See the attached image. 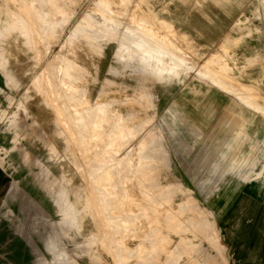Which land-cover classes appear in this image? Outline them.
Listing matches in <instances>:
<instances>
[{
    "label": "rangeland",
    "instance_id": "1",
    "mask_svg": "<svg viewBox=\"0 0 264 264\" xmlns=\"http://www.w3.org/2000/svg\"><path fill=\"white\" fill-rule=\"evenodd\" d=\"M32 1L36 24L19 21L16 0V24L0 30V264H239L241 241L264 226V0H114V11L99 0ZM146 34L195 71L150 66L135 45L124 59L125 43ZM205 67L255 90L238 91L257 92L255 107L207 84L195 73ZM53 76L84 94V120L107 104L128 127L98 166L97 148L71 157L73 138L88 146L91 134L54 124L42 86Z\"/></svg>",
    "mask_w": 264,
    "mask_h": 264
},
{
    "label": "bare ground",
    "instance_id": "2",
    "mask_svg": "<svg viewBox=\"0 0 264 264\" xmlns=\"http://www.w3.org/2000/svg\"><path fill=\"white\" fill-rule=\"evenodd\" d=\"M19 1V0H17ZM24 2V7H23V10L25 11V15H26V21L25 19H22L19 18V21L22 22V23H33V24H36L34 23V20L38 17H41L43 16V12L35 5L33 4V1L32 0H21ZM44 3V7H49V2H51L50 0H42ZM8 2H10V6L7 7V5L5 6L4 9H1L0 8V30L1 31H11L12 28H13V25L16 24V11L14 9L15 7V2L16 0H9ZM116 1L114 0H99L98 1V4H96L101 10L103 11H109V10H112V7L114 6ZM129 2V1H128ZM97 3V2H96ZM118 3V2H117ZM130 3V2H129ZM138 4V3H137ZM122 3H120L119 5V8L116 10L115 9V12L113 13H121L123 11V9L121 10L120 12V7H122ZM43 6V5H42ZM139 7V6H138ZM96 10V9H95ZM114 11V10H112ZM91 13V12H90ZM103 13V12H102ZM124 13V11L122 12ZM132 13V11H131ZM89 14V13H88ZM105 14V13H104ZM127 14V13H126ZM93 15V14H92ZM113 15V14H112ZM124 14H122L123 16ZM91 16V14H90ZM93 17V16H92ZM97 17V16H96ZM42 18V17H41ZM100 18V17H98ZM97 18V19H98ZM113 20H110L111 23L113 24H116L117 21L119 20H123V19H119L118 20V16H113L112 17ZM122 18V17H120ZM130 18V17H129ZM94 19V18H93ZM42 20V19H41ZM95 20V19H94ZM104 20V19H103ZM36 21V20H35ZM125 21V20H124ZM37 22V21H36ZM41 22V21H40ZM101 22V21H100ZM110 23V24H111ZM124 23V22H123ZM135 23V22H133ZM32 24V26H33ZM45 24V23H44ZM104 24V23H103ZM42 25V24H40ZM39 25V26H40ZM122 25V23H121ZM156 25V24H155ZM160 25V24H159ZM38 25H36L37 27ZM46 26V25H45ZM44 26V27H45ZM119 26V25H118ZM43 27V26H42ZM48 27V26H47ZM117 27V25L115 26ZM134 27V26H133ZM146 27V26H145ZM41 28V26H40ZM45 29V28H44ZM43 29V30H44ZM52 29V28H51ZM117 29H122V28H117ZM125 29V28H124ZM153 29V28H152ZM29 30V29H28ZM36 30V29H35ZM46 31V30H44ZM26 32V31H25ZM30 32V31H28ZM137 32V31H136ZM148 32V31H147ZM158 32V31H157ZM156 32V33H157ZM39 33V31H38ZM133 33H135V31H133ZM143 33V32H142ZM27 34V33H26ZM148 35V34H146ZM149 36V35H148ZM1 37V36H0ZM44 37V35H43ZM161 39V38H160ZM30 41V39H29ZM31 42V41H30ZM30 42H25L27 44H29ZM44 43V42H43ZM153 43H160V41L153 37L152 35L149 36V37H146L144 38L141 42H133V41H127L125 43V49L128 50L125 52V54L123 55L124 59H130L132 58L133 54L130 52V46L131 45H135L138 50L141 51V55H140V58L139 60L141 62H145L147 63L148 65L150 66H160V65H166L167 68H170V69H174V70H184L185 72H188L189 70H194L195 68L191 65V64H187V60L185 57L183 56H180V57H176L178 55H174L175 53V50L173 48H170L169 46L167 47L166 45H159L157 47H154L153 46ZM26 44V45H27ZM32 44V43H30ZM33 45V44H32ZM178 45V44H177ZM29 45H27L26 47H28ZM34 48V47H32ZM31 48V49H32ZM37 48V47H35ZM168 48H170V50H172L171 52L168 51ZM38 49V48H37ZM217 53V52H216ZM215 53V54H216ZM140 53H138L139 55ZM190 55V54H189ZM40 57V56H39ZM166 57H169L166 60ZM201 57V56H200ZM147 58L149 59H152V63L146 61ZM211 61L215 60V57L214 58H211L210 59ZM216 61V60H215ZM222 61V60H221ZM220 61V62H221ZM207 63V62H206ZM214 63V62H213ZM219 63V62H217ZM54 64V63H53ZM215 64V63H214ZM8 65V64H7ZM2 66V65H1ZM50 66V65H49ZM7 67V66H6ZM222 67V66H221ZM261 67V66H260ZM3 68V67H2ZM220 68V66H219ZM7 70V69H5ZM56 70V68H55ZM195 71V70H194ZM197 72L195 73H198V75L204 80L206 79L205 81L207 82V84L210 85V83H208V81L212 82V84L218 86V87H221V88H224L226 91V89L230 90V92L232 93L233 91V96L235 97H238L242 94H239L238 91H240V93H244L242 92L241 90L243 89H249V90H253L247 86H242L241 85H237V84H233V85H230V84H226V82L224 81V77L223 78H220L218 77V72L216 71H213V70H210V68L208 67H205V68H200V69H196ZM227 71V70H226ZM262 71V70H261ZM2 72V71H1ZM7 72H10V71H7ZM3 73H5L3 71ZM44 73V72H43ZM49 74V73H48ZM56 74V72H55ZM58 74V72H57ZM180 74V73H179ZM45 75V74H43ZM223 76V75H222ZM41 77V76H40ZM43 77V76H42ZM54 77V78H53ZM52 77V80H51V77H50V81L46 82V83H43V89H45V91L48 93L47 95V98L48 100L50 101V104L51 106L54 105V106H57V111H58V117L54 120V124L56 126L60 125V124H63L64 128L67 130V132L71 133L72 135H77L76 139L79 138L78 136H80V138H83V137H86L88 135H92L93 136V141L88 145L86 146L84 143H80L78 142L77 140H75V137H71L73 138V143L71 144V147L73 148V152L71 154V157L72 159L76 160L77 158V152H79L80 150L82 151H85L86 149L88 150H96L95 154H92L94 155V158H93V161L96 162L97 166L99 165V163L102 161V158H101V155L104 153V148L105 146L109 145V146H112V147H115L116 146V143L119 139L123 140V138L125 136H130L131 134L127 133V129L128 127L126 125H123V124H119V118L118 116L116 115L115 112H112L110 110L107 109L108 105L107 104H104V105H100V106H96V107H93V108H90L89 109V112L86 114V119L84 120V114L87 112L90 104L87 103L83 97H84V94L82 95H78L76 94L73 90L70 89V86L68 84H65L61 81H57V79L55 78V76ZM45 78V77H44ZM49 78L46 76V79ZM208 79V80H207ZM42 80V78H41ZM40 80V81H41ZM228 80V79H227ZM46 81V80H45ZM230 81V80H229ZM43 82H44V79H43ZM205 82V83H206ZM240 86L239 89H237V87ZM249 90H247L245 93L249 92ZM236 91L238 92V96H237V93ZM250 91V94L249 95H242L241 97L237 98L238 100H240L241 102H243V104L246 106V107H249V108H252V107H255V102L253 100V98L257 97L258 96V93L255 92V93H252L254 91L251 92ZM44 93V92H42ZM229 93V91H228ZM236 93V94H235ZM244 93V94H245ZM230 94V93H229ZM231 96V95H230ZM236 100V99H235ZM46 101V100H45ZM47 103V102H46ZM67 103H75L76 105L82 107V109H79V110H76L75 112L71 113L69 111V109L67 108ZM48 106V104H47ZM77 106V107H78ZM52 109V108H51ZM14 114V113H13ZM61 134V133H60ZM126 134V135H125ZM59 136V135H58ZM70 136V135H69ZM138 137V136H137ZM66 138V137H65ZM128 138V137H127ZM80 141V140H79ZM124 141V140H123ZM135 141V140H134ZM126 143L128 142L125 141ZM131 142V141H130ZM136 143V142H135ZM131 143H129L128 145H130ZM130 147V146H129ZM133 147V146H132ZM132 149V148H131ZM114 148L112 149V151H110L111 153V156L114 157L115 156V152H114ZM137 152V150H136ZM91 153V152H90ZM81 154V153H80ZM118 157V156H117ZM126 159V158H125ZM84 161V160H83ZM82 161V162H83ZM135 161V160H134ZM119 162H120V159H119ZM132 162V161H131ZM88 163V162H87ZM135 163V162H134ZM134 163L132 165H134ZM92 166V165H91ZM95 166V164H94ZM127 166V165H125ZM124 166V167H125ZM137 166V165H136ZM90 167V166H89ZM96 167V166H95ZM102 167V166H99V168ZM90 168H94L93 166L90 167ZM98 167L96 169H99ZM127 168V167H125ZM135 168V166H134ZM133 168V170H134ZM88 169V168H86ZM103 168H101L102 170ZM129 169V168H128ZM90 170V169H89ZM95 170V169H94ZM100 170V169H99ZM132 170V171H133ZM96 171V170H95ZM110 171V170H109ZM112 173L114 171H111ZM128 172V171H127ZM105 173V171L103 172ZM115 173V172H114ZM111 174V173H109ZM90 175V174H89ZM88 175V176H89ZM103 175V174H102ZM126 175L128 176V174L126 173ZM91 176V175H90ZM93 176V175H92ZM131 176V175H130ZM128 176V177H130ZM93 178V177H92ZM123 178V177H122ZM132 178V176H131ZM114 181H117L114 179ZM119 181V180H118ZM142 181V179H141ZM113 183V182H112ZM135 183V182H134ZM114 184H116V182H114ZM117 185H119V183H117ZM121 185V184H120ZM136 185V184H135ZM91 186V184H90ZM113 186V185H112ZM122 186V185H121ZM134 186V185H133ZM140 186V185H139ZM94 187V186H92ZM118 187V186H116ZM135 187V186H134ZM113 188V187H112ZM117 189H120V188H117ZM135 189V188H134ZM127 198V197H126ZM103 200V199H101ZM104 201V200H103ZM107 201V200H106ZM111 202V201H110ZM109 200H108V203H110ZM102 203V202H101ZM124 203V202H123ZM113 205H116V203H113ZM87 205H84V207H86ZM72 207H74L76 210H79L81 207H80V202H72ZM103 212V211H102ZM104 214V213H103ZM106 215V214H105ZM127 215V214H126ZM108 216V215H107ZM128 216V215H127ZM130 216V215H129ZM128 216V217H129ZM113 217V216H112ZM72 218V217H71ZM76 219V217H74ZM107 218V217H105ZM114 218V217H113ZM120 219H124L125 216L122 215L121 217H119ZM130 218V217H129ZM134 218V216H133ZM73 219V218H72ZM115 219V218H114ZM131 219V218H130ZM78 220V219H77ZM125 220V219H124ZM132 220V219H131ZM134 220V219H133ZM160 222H161V219H159ZM76 222V220H74ZM126 221V220H125ZM133 221H131L132 223ZM129 223V221H128ZM77 225H79V221L76 222ZM108 225V224H107ZM139 225V224H138ZM99 226V225H98ZM130 227V226H129ZM129 230V229H128ZM138 230V229H137ZM136 230V231H137ZM135 231V230H133ZM153 231H156L155 229ZM108 233V232H107ZM106 233V234H107ZM115 233V232H114ZM117 233V231H116ZM155 233V232H154ZM121 234V233H120ZM149 234V233H147ZM115 235V234H114ZM118 236V235H117ZM116 236V237H117ZM107 237V235H106ZM111 238V236L108 237V240ZM115 239V237H113ZM141 238V237H140ZM107 239V238H106ZM113 239V240H114ZM112 240V239H111ZM103 241V240H102ZM107 242V241H106ZM149 242V241H148ZM157 242V240H156ZM109 243V241L107 242ZM120 243V242H119ZM145 243V242H144ZM181 243V242H180ZM106 244V243H105ZM147 245V243H145ZM120 246V245H119ZM123 245L121 244V247ZM148 246V245H147ZM181 245H179L180 247ZM106 247V246H105ZM126 248V246H125ZM123 249V248H122ZM127 249V248H126ZM103 250V249H102ZM127 253V252H126ZM125 253V254H126ZM122 254V253H121ZM135 255V253H134ZM127 256V255H125ZM133 259V258H132Z\"/></svg>",
    "mask_w": 264,
    "mask_h": 264
},
{
    "label": "crops",
    "instance_id": "3",
    "mask_svg": "<svg viewBox=\"0 0 264 264\" xmlns=\"http://www.w3.org/2000/svg\"><path fill=\"white\" fill-rule=\"evenodd\" d=\"M259 189L253 188V193L257 195ZM238 230L243 233L244 228L240 226ZM246 233L248 235L249 231ZM253 234V238L248 239L250 241L246 242V239L241 241L242 244H240L237 253L239 264H264V226L255 228Z\"/></svg>",
    "mask_w": 264,
    "mask_h": 264
}]
</instances>
